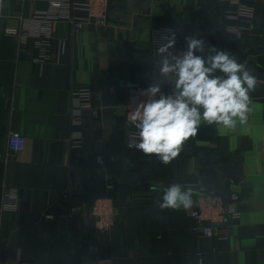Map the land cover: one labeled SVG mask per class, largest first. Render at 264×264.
<instances>
[{
    "label": "crops",
    "instance_id": "0c3cea01",
    "mask_svg": "<svg viewBox=\"0 0 264 264\" xmlns=\"http://www.w3.org/2000/svg\"><path fill=\"white\" fill-rule=\"evenodd\" d=\"M62 1L60 11L49 0H3L0 155L8 132L25 145L0 159V200L11 188L20 198L17 212L0 214V264H264V0H109L103 29L79 6L85 0ZM40 16L51 21L49 36ZM156 30L178 39L182 55L186 37L204 41L195 54L205 60L213 48L226 51L256 78L243 123L201 122L167 164L128 147L121 85L148 84L156 69L166 92L177 94L175 73H162L152 45ZM81 88L98 115L84 112L74 124L71 91ZM172 184L190 200L197 190L238 197L223 238L202 237L191 203L160 207ZM101 197L117 209L106 233L72 211Z\"/></svg>",
    "mask_w": 264,
    "mask_h": 264
},
{
    "label": "clouds",
    "instance_id": "9594fccd",
    "mask_svg": "<svg viewBox=\"0 0 264 264\" xmlns=\"http://www.w3.org/2000/svg\"><path fill=\"white\" fill-rule=\"evenodd\" d=\"M186 42L187 50L183 55L172 56L174 64L166 57L161 68L165 75H176L175 98L152 99L159 87L151 86L147 89L148 102L131 116L133 122L139 121L135 125L139 129V143L130 141L128 147L156 154L165 164L179 154L186 140L197 134L201 122L222 129L235 128L237 119L243 123L248 111V92L256 85V78L228 52L213 48L215 55L205 60L195 54L203 52L204 41L186 37ZM173 44L174 39H169L159 51L167 53ZM216 70L226 78L213 75ZM190 195L182 191L179 184H172L164 189L160 207H187L191 203Z\"/></svg>",
    "mask_w": 264,
    "mask_h": 264
},
{
    "label": "built area",
    "instance_id": "2783aa9c",
    "mask_svg": "<svg viewBox=\"0 0 264 264\" xmlns=\"http://www.w3.org/2000/svg\"><path fill=\"white\" fill-rule=\"evenodd\" d=\"M109 0H85L80 7L84 8L89 18L94 19V23L100 29L106 26V12ZM49 4L53 9H60L68 7V3L62 0H49ZM3 12V0H0V17ZM243 14L251 18L252 12L248 9H242ZM59 18L61 15L55 14ZM43 22H46L48 36L50 35L51 21L45 19L44 16H40ZM74 28L81 27V23L71 22ZM9 35H18V31L15 29H7L5 31ZM169 39H174V44L169 48L167 53H161L159 49L168 43ZM152 45L155 51L164 60L166 57L169 62L173 64L172 56H182L178 39L170 36L166 31L156 30L152 33ZM48 39H43L40 42L41 46H46ZM125 90V103H124V116L127 124L131 127V132L128 134L130 141L139 143V129L135 126L139 121L133 122L131 116L139 108L140 105L145 104L149 100L147 95V89L151 86H158L159 91L152 99L158 100L161 96H171L175 98V95L168 94L163 85L158 81L157 70L152 69L150 72V80L148 84L140 85H126L121 83ZM89 112L93 117L98 115V110L93 106L92 94L89 89L81 88L71 91V103H70V118L74 124H80L82 114ZM78 139L72 141V147L78 146ZM25 139L23 136L16 132L7 133V151L4 156L0 155V159L10 157L13 158L21 153L24 149ZM238 197L234 194L223 197L215 190L201 191L197 190L191 200L192 211L191 217L198 223L196 228L202 237L204 238H216L220 239L225 236V228L227 223L235 217L237 211ZM20 198L17 190L14 188L5 189L2 192L0 200V214L2 213H15L19 210ZM75 213H81L83 217L92 222L95 231L106 233L109 232L114 225L115 218L117 216V209L114 207L111 198L101 197L96 198L89 208H76L72 210ZM45 218H52V215L45 214ZM201 254L199 253L198 256Z\"/></svg>",
    "mask_w": 264,
    "mask_h": 264
},
{
    "label": "water",
    "instance_id": "95a60500",
    "mask_svg": "<svg viewBox=\"0 0 264 264\" xmlns=\"http://www.w3.org/2000/svg\"><path fill=\"white\" fill-rule=\"evenodd\" d=\"M65 193H68V189L66 190V192Z\"/></svg>",
    "mask_w": 264,
    "mask_h": 264
},
{
    "label": "trees",
    "instance_id": "16d2710c",
    "mask_svg": "<svg viewBox=\"0 0 264 264\" xmlns=\"http://www.w3.org/2000/svg\"><path fill=\"white\" fill-rule=\"evenodd\" d=\"M93 200H94V199H93ZM93 200H92V201H93ZM49 213H50V212H49Z\"/></svg>",
    "mask_w": 264,
    "mask_h": 264
}]
</instances>
